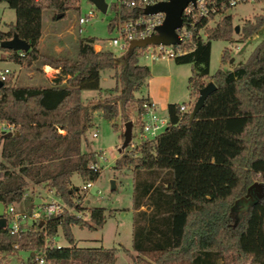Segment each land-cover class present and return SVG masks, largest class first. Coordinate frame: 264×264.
<instances>
[{
    "label": "trees",
    "instance_id": "16d2710c",
    "mask_svg": "<svg viewBox=\"0 0 264 264\" xmlns=\"http://www.w3.org/2000/svg\"><path fill=\"white\" fill-rule=\"evenodd\" d=\"M0 1L15 12V23L9 24L6 32L0 31V43L16 34L30 46L23 56L2 48L0 53L23 67L42 57L43 13H51V19L58 21L57 14L62 13L63 19L68 11L78 10V0ZM110 9L117 12L116 3H111ZM140 13L121 8V17L135 18ZM115 20L108 24L111 33ZM263 27L264 5L263 13L255 15L253 22H244L238 42ZM233 33L232 15H225L215 27L204 31L205 39L194 35L191 52L173 60L176 65H190L189 99L197 100L199 91L209 83L206 81L214 84L215 91L201 110L191 117L194 104L186 112H180V104H169V124L164 132L115 162L114 170L125 168L132 173L133 264H264V195L248 190L254 183L264 187V40L240 66L231 65L230 50L224 48L220 68L210 75L211 42H232ZM97 41L80 38L75 60L63 57L50 62L59 70L53 86L16 87L9 78L1 82L0 122L13 124L17 130L10 137L0 132L4 162H0V202L6 207L19 204L30 183L53 191L77 212H88L85 220L69 214L52 218L43 232L34 225L19 238L7 227L0 229V254L4 256L40 251L46 244L44 255L50 264H115L116 249L77 246L72 229L95 231L104 226L106 215L104 208L87 211L73 203L78 188L71 187V178L76 174L82 183L98 180L100 171L89 169L91 163H97L95 153L82 151L85 135L95 127L93 113L99 110L110 122L117 119L120 107L124 110L133 102L150 70L139 65L138 49L121 54L122 62L117 65L112 51L93 49ZM228 65L230 69L223 68ZM105 70L114 71L118 85L114 91L121 106H85L82 92L100 91ZM146 102V98L136 101L138 119ZM210 108L223 120L217 129L201 124ZM238 119L244 122L239 124ZM210 140L222 147L209 150ZM27 204L25 210H31L32 200ZM58 232L66 245L53 243ZM15 242L17 251L12 248Z\"/></svg>",
    "mask_w": 264,
    "mask_h": 264
},
{
    "label": "rangeland",
    "instance_id": "374dc122",
    "mask_svg": "<svg viewBox=\"0 0 264 264\" xmlns=\"http://www.w3.org/2000/svg\"><path fill=\"white\" fill-rule=\"evenodd\" d=\"M113 0H106L110 3ZM78 10L68 11L65 17L58 21H53L51 15L44 14V27L42 38L39 45L41 58L29 67L16 65L7 58L6 53H0V71L9 69L7 76L16 87H45L53 86L55 76L59 70L49 65L51 61L58 58H67L71 61L76 59L77 42L80 38H95L102 45L101 51H112L115 55V63L120 65L123 55L115 49L107 46L109 40L114 33L108 31V24L113 19V10L110 7L106 13L100 12L92 2L88 0H78L76 3ZM264 2L240 4L230 10L229 14L233 18V26L239 30L244 22H253L255 15L263 13ZM88 10L95 12V18L83 25L82 33L78 34L77 20L84 17ZM14 20V11L7 6L5 2L0 1V30L8 29L10 21ZM6 24V25H5ZM239 34L233 33L232 42L224 40H214L211 42L210 56V75H213L220 68V55L224 48L230 50L233 62L232 66L242 65L249 57L254 48L264 40V27L256 34H253L244 42H238ZM237 47V48H236ZM97 50V48H96ZM139 65H147L151 71V76L146 80L142 87L134 93V100L128 103L123 110L120 107V116L113 120L107 121L101 117L99 110L93 113L95 127L85 135V142L82 144V151L95 153L97 164L100 167V177L94 182L95 189L87 195L86 199L89 204L84 208L100 207L105 209L106 221L102 228L95 231L87 229H79L74 227L72 233L78 244L82 248L103 247L107 249H118L115 256V264H129L130 256L127 249L131 247L132 235V214H131V192H132V173L127 169L116 171L113 169L115 162L122 154L140 146L144 138H140L138 133L141 131L143 121L138 119L137 100H141L149 96L162 110L166 109V102L177 104H188L190 108L194 104V98L188 100L187 77L189 76V65H176L173 60H153L139 58ZM50 67V68H49ZM224 69H230L231 66H225ZM49 70V71H48ZM206 82H211L210 80ZM64 82L62 81V84ZM117 79L114 77V71L105 70L101 72L100 91L84 92L83 104L85 106H93L97 104L114 103L121 106L118 98ZM126 116L128 120L124 117ZM132 122L131 141L123 150L122 134L125 131V124ZM223 120L213 112L210 108L203 115L201 121L202 126L207 128L210 124L211 128L217 129L222 125ZM242 124L241 119L236 120ZM115 124V128L113 125ZM97 133L96 138H92V134ZM197 142V138L195 139ZM211 144V149L217 146L221 148V144H217L213 140L207 143ZM207 145V147H208ZM210 153V152H209ZM214 158L211 160L213 163ZM0 162H3L0 156ZM4 163V162H3ZM202 164L200 168H203ZM114 183V190H111V183ZM82 182L80 178L74 174L71 178V187L79 188ZM101 191V196L94 194L95 190ZM94 194V195H93ZM260 196L264 195V187L261 188ZM34 204H46L52 200H59L53 191L48 190L44 186H34L28 184L26 194L22 202L14 204L19 211L27 207V203L31 201ZM25 201V202H24ZM62 202V201H61ZM67 205V204H66ZM188 207V206H187ZM186 207V208H187ZM189 208V207H188ZM143 209V208H142ZM82 220L88 218V212H81ZM29 224V222L27 221ZM53 243L57 246L66 245L62 234L58 232ZM135 253V252H134ZM129 259H128V257ZM136 256V253L135 255ZM133 258L131 257L132 264ZM29 252H12L10 255L0 254V264H29Z\"/></svg>",
    "mask_w": 264,
    "mask_h": 264
},
{
    "label": "built area",
    "instance_id": "2783aa9c",
    "mask_svg": "<svg viewBox=\"0 0 264 264\" xmlns=\"http://www.w3.org/2000/svg\"><path fill=\"white\" fill-rule=\"evenodd\" d=\"M169 0H113L108 3V8L111 3H116L117 12H113V18L116 20L113 25L112 33L114 35L107 40V46L115 49L119 54H124L130 50V44L133 41L145 39L153 34H156V29L160 27L165 20L164 12H156L151 14H145L144 9L148 6L155 5L157 3L167 2ZM264 2V0H195L194 2H188L182 10L181 14V26L176 30L179 45H149L145 48L138 49L139 58L153 60H174L177 57H181L192 51L194 48V35L198 34L202 39L206 36L204 31L208 28H213L217 23L228 15L230 10L240 4ZM133 8L139 10L141 13L135 18L121 17L122 7ZM95 18V12L88 10L84 17H79L77 20L78 34L82 33V26ZM96 52H100L102 45L98 42L92 45ZM178 47V49H175ZM97 48V50H96ZM237 48V47H236ZM19 56H23L24 52H17ZM9 69H3L0 71V82L5 81L9 75ZM143 114L141 115L143 125L141 131L138 133L139 137L146 139L147 141L154 139L159 134L164 132L168 127L169 120L167 115H161L152 102H146L142 105ZM188 104L180 105V112H186L188 110ZM17 130V126L0 122V132L2 134H14ZM97 133L92 134V138H96ZM89 169L97 172L100 171V167L97 163H91ZM95 189L94 182L82 183L78 188V198L73 200V203L85 207L89 204L86 199ZM96 196H101L99 189L95 190ZM93 194V195H94ZM66 214L80 217L81 212H77L75 207L66 205L59 200H52L46 204H34L31 210H17L14 205L8 207L5 206L4 217L6 218V227L11 235L17 238L23 232L30 230L34 225L39 226L40 232H43L44 226L52 218H59ZM29 222V224L27 223ZM57 246V245H56ZM44 248L40 251L34 250L29 252L30 263L29 264H50L46 262ZM14 251L19 249L18 242L12 245Z\"/></svg>",
    "mask_w": 264,
    "mask_h": 264
},
{
    "label": "water",
    "instance_id": "95a60500",
    "mask_svg": "<svg viewBox=\"0 0 264 264\" xmlns=\"http://www.w3.org/2000/svg\"><path fill=\"white\" fill-rule=\"evenodd\" d=\"M94 4V6L102 13H106L108 9V3L106 0H88ZM195 0H169L167 2L157 3L155 5L148 6L144 9L145 14H151L156 12H164L165 20L163 24L156 29V34H153L145 39L133 41L130 44V50L145 48L149 45H179L180 40L177 37L176 30L180 28L182 20L181 14L184 7L188 2H194ZM56 18L59 20L62 18V13L57 14ZM239 32V28L235 27V33ZM0 48L11 50L14 52H28L30 46L23 40L19 39L16 34L10 40H6L0 43ZM233 62L231 59L230 63ZM0 86L2 83L0 82ZM215 91V86L212 82H209L203 89L199 91L198 98L193 105L191 117H194L203 107L206 98ZM132 122L125 124V131L123 133V144L121 149H125L131 141ZM12 134H7V137ZM261 185L254 183L249 187V191L255 190L260 197ZM111 190H114V183H111ZM5 206L0 202V229L6 227V218L4 217Z\"/></svg>",
    "mask_w": 264,
    "mask_h": 264
},
{
    "label": "crops",
    "instance_id": "0c3cea01",
    "mask_svg": "<svg viewBox=\"0 0 264 264\" xmlns=\"http://www.w3.org/2000/svg\"><path fill=\"white\" fill-rule=\"evenodd\" d=\"M12 9V8H11ZM13 10V9H12ZM14 11V10H13ZM44 14H46V15H51V13H49V12H45V13H43V18H44ZM51 17H52V15H51ZM42 18V32H43V27H44V19ZM15 23V12H14V20L13 21H10L9 23H6V24H14ZM5 24V25H6ZM0 31H2V32H6L7 30L4 28V29H1ZM41 38H42V36H41ZM41 38H40V42H41ZM40 42H39V45H40ZM144 66H147V65H144ZM148 67V66H147ZM189 67H190V65H189ZM50 68V67H49ZM149 68V67H148ZM150 70V69H149ZM190 74H191V70H190V72H189V76L187 77V79L190 77ZM57 76V75H56ZM55 76V77H56ZM150 76H151V71H150ZM150 76H149V78H150ZM86 92H95V91H86ZM187 92H188V90H187ZM83 93L84 92H82V96H83ZM187 97H188V100H189V92H188V95H187ZM149 102H152V103H154V101L149 97V96H147V97H145ZM155 105H156V107H157V109H158V111H159V113L161 114V115H166V111H167V106L169 105V104H177V103H169V101H167L166 102V109L165 110H162L156 103H154ZM181 104H183V103H181ZM180 104V105H181ZM89 201V200H88ZM131 216H132V218H133V211L131 210ZM77 246H78V244H77ZM116 250H117V253H116V255L119 253L118 252V249L117 248H115ZM127 252H128V256H130V260H129V264H132L131 262H132V260H131V257H135L134 255H135V253L133 252V250L131 249V247H130V250H128L127 249ZM127 256V257H128ZM128 259H129V257H128ZM125 264H127V263H125Z\"/></svg>",
    "mask_w": 264,
    "mask_h": 264
},
{
    "label": "bare ground",
    "instance_id": "6f19581e",
    "mask_svg": "<svg viewBox=\"0 0 264 264\" xmlns=\"http://www.w3.org/2000/svg\"><path fill=\"white\" fill-rule=\"evenodd\" d=\"M49 71V70H48Z\"/></svg>",
    "mask_w": 264,
    "mask_h": 264
}]
</instances>
